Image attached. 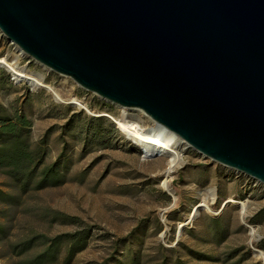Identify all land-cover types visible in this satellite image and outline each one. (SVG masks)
Returning <instances> with one entry per match:
<instances>
[{
    "label": "rangeland",
    "instance_id": "obj_1",
    "mask_svg": "<svg viewBox=\"0 0 264 264\" xmlns=\"http://www.w3.org/2000/svg\"><path fill=\"white\" fill-rule=\"evenodd\" d=\"M17 54L0 33V58L43 85L0 66V104L29 121L0 155L30 154L1 156L0 264H264V186L183 143L167 176L168 157L142 152L147 116Z\"/></svg>",
    "mask_w": 264,
    "mask_h": 264
},
{
    "label": "water",
    "instance_id": "obj_2",
    "mask_svg": "<svg viewBox=\"0 0 264 264\" xmlns=\"http://www.w3.org/2000/svg\"><path fill=\"white\" fill-rule=\"evenodd\" d=\"M0 33L264 186V0H0Z\"/></svg>",
    "mask_w": 264,
    "mask_h": 264
},
{
    "label": "bare ground",
    "instance_id": "obj_3",
    "mask_svg": "<svg viewBox=\"0 0 264 264\" xmlns=\"http://www.w3.org/2000/svg\"><path fill=\"white\" fill-rule=\"evenodd\" d=\"M17 55H15V61L17 62L21 56H24L23 52L19 49H17ZM12 62V63H14ZM0 66L6 68L9 70L14 78L16 80H22L29 84L32 88L37 86H42V79H37L32 76H30L27 72L24 71H15L10 63H7L3 58H0ZM49 90H51L49 88ZM55 97L57 96V93H53ZM80 104V103H78ZM122 108V107H120ZM126 109V108H123ZM132 110V109H129ZM136 111L142 112L145 116H147L143 111L136 109ZM146 122L148 125L153 127V129H150L148 133L144 134V136L140 137L139 140L141 141L142 145V152L144 154H150L151 152L158 153L160 155L166 156L169 158L167 169L165 171L166 175L169 176L170 173H172L176 168L180 167V165L183 163L182 159V149L180 148L182 145V140L179 139L176 135L171 133L170 131L164 129L160 125H158L153 119H151L149 116L146 118ZM146 125V129H149L150 127ZM120 126V125H119ZM122 127V126H121ZM185 144V143H183ZM186 148H188L186 146ZM163 186L166 190L170 189L168 187L167 181L163 183ZM170 191V190H169ZM216 193L214 191H211V201H215ZM205 202V201H204ZM203 202V204H198L203 206L206 210H209V207ZM243 210L245 209V204H242ZM195 210L197 211V208L195 206ZM194 215V212L193 214ZM256 233L255 229L251 227V236H254ZM258 257L262 258L263 255L260 253Z\"/></svg>",
    "mask_w": 264,
    "mask_h": 264
},
{
    "label": "trees",
    "instance_id": "obj_4",
    "mask_svg": "<svg viewBox=\"0 0 264 264\" xmlns=\"http://www.w3.org/2000/svg\"><path fill=\"white\" fill-rule=\"evenodd\" d=\"M29 126V121L24 116L16 115L11 117L5 113V109L0 104V136L6 138H15L18 140L21 134L26 130V127ZM25 146L19 148H13L10 150L7 155H0L2 157L8 158L9 166H16L21 162H24L27 158H30V154L25 150Z\"/></svg>",
    "mask_w": 264,
    "mask_h": 264
}]
</instances>
